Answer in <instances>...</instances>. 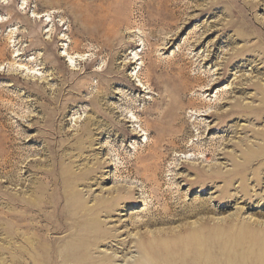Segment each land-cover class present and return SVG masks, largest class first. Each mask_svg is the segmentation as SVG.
I'll list each match as a JSON object with an SVG mask.
<instances>
[{
    "label": "rangeland",
    "instance_id": "1",
    "mask_svg": "<svg viewBox=\"0 0 264 264\" xmlns=\"http://www.w3.org/2000/svg\"><path fill=\"white\" fill-rule=\"evenodd\" d=\"M261 85L264 0H0V147L16 156L13 165L0 158V264H31L30 228L41 222L36 212L13 220L23 210L10 198H27L52 168L78 176L67 195L82 204L113 200L99 219L113 237L93 257L125 242L116 262L125 264L148 233L192 223L213 232L242 208L231 227L257 224L252 235L225 236L203 257L264 264V179L253 181L264 177V155L233 172L264 134V117L251 113ZM219 164L235 177L226 204L221 180L192 184ZM51 237L56 249L67 241Z\"/></svg>",
    "mask_w": 264,
    "mask_h": 264
},
{
    "label": "bare ground",
    "instance_id": "2",
    "mask_svg": "<svg viewBox=\"0 0 264 264\" xmlns=\"http://www.w3.org/2000/svg\"><path fill=\"white\" fill-rule=\"evenodd\" d=\"M46 21H49V19H47ZM137 55L138 54H135V59ZM139 71H141V68H138V71L136 73L137 78ZM261 87H263L264 89V86L261 85ZM259 95L260 104L258 106V109H254L253 111H251V113H255V116L257 117H264V93L259 92ZM240 109H242V106H238L237 110L239 111ZM180 121H183V119L180 118ZM90 132L91 130L88 126L83 131V133L86 134ZM260 137V143L258 144L256 149L249 148L242 152L244 163L239 164V162L235 158L236 160L234 161L233 172L235 171L236 173L237 171H241V169H243L247 165V161L250 162L252 160L261 158L264 155V134H261ZM146 146L149 147V143ZM12 150L14 151V149ZM11 152H7L3 147H0V158L2 159L1 161H3L4 165H11L12 161L16 159V156ZM220 166L221 164L217 165L215 168H212V170L210 172H207L204 176L196 174L194 177V181H192V184H200L201 188H206L211 183H213L214 185L216 183L215 181L221 180L222 182H224V187L220 190V196L218 197V200L226 204L227 202H229L225 201L226 199H234V196H231L228 193V188L226 187V185L229 181L233 182L235 177L222 174V172L219 171ZM262 166H264V162L262 163ZM30 171L31 170H29V167H27L26 172ZM261 173L262 172H260V174ZM86 174L81 175V179L87 177ZM42 176V179L45 181L44 184H39V186L30 185L28 187L29 195L27 198H10V202H12V204L16 208L23 210L20 215L18 214V216L12 217L14 218L13 220H15L17 223H22L25 221L26 216L30 215V217L28 216V218H31L33 217L31 215L36 212L35 214L38 215V217H36L41 222L40 225H35L36 227L34 228L33 226H31V228L28 226L31 230L34 229L33 232L36 236L35 242L31 245V252H28L29 256L27 257H29V263L117 264L116 262L119 260L117 258H120L117 256L118 250H120L121 254L122 252L124 254V250L128 249L125 242L117 243L119 248H117L116 250L111 249L112 253H110L109 255L104 254L96 258L93 257L91 253L92 250H94V247L101 243V238H103V240H107L109 238L112 239L113 237L109 232L101 229V221L99 220L100 216L103 213H107V209L110 208L113 200L103 199L99 204L86 206L79 202V196L76 192L67 195V193H69V191L72 190L74 186H77L79 181L77 175H75L74 178H71L70 173H68L66 169L58 172V170L52 168L49 171H44L42 173ZM263 179L264 177H255V179L253 180L255 182L254 187L256 188ZM240 180L242 185V198L247 199L250 195L248 194V179L245 178L243 174H241ZM233 201H235V199ZM64 202L66 203V205H63ZM49 208L52 209V212L46 211ZM197 209L199 210L201 208L197 207ZM241 209L242 208H239L233 216L229 217L227 225L216 226L213 228V232H209V230L202 226L195 227V224L190 223V227H187L185 229L182 226L181 228H179V230H176L178 229L177 227L163 231L159 230L157 233H148V236H143L144 238H147V242H144L143 239H140L135 244L137 256L131 257L130 262L123 258V262H125V264H212L210 260L206 261L204 259L203 254L205 253V255H207L206 252H215L218 249V245L220 246V242H223L222 240L225 236L230 237V239H228L229 241H227L228 244L238 239L237 236L241 237L242 235L243 237L248 238V236L252 235L251 233L253 232V230L255 229L254 227H256L257 224H240L241 230L238 232L233 231L231 227L238 225V223H234L238 222V215ZM90 216L91 218H88ZM149 221L151 223V220ZM150 223L148 224L150 225ZM226 227H229L227 228V232ZM260 227L261 229H263L264 224L260 223ZM62 233L66 234L67 241L61 247V249H56V247H54L52 244V240H55V238H52L51 235ZM164 234V237L166 238L162 237ZM263 235L264 232L262 231L261 236L263 237ZM212 236H214V238L219 241H215L214 239H212ZM128 250L130 251V249ZM263 254L264 253L261 252V255ZM230 264L233 263L230 262Z\"/></svg>",
    "mask_w": 264,
    "mask_h": 264
}]
</instances>
